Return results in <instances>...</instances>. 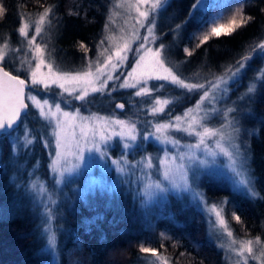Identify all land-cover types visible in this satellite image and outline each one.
Wrapping results in <instances>:
<instances>
[{"label":"snow or ice","instance_id":"obj_1","mask_svg":"<svg viewBox=\"0 0 264 264\" xmlns=\"http://www.w3.org/2000/svg\"><path fill=\"white\" fill-rule=\"evenodd\" d=\"M115 6L123 8L127 13L126 24L128 20H134L130 31L119 37L111 34L106 36L104 39L108 40L110 47L100 50L104 44L102 39L97 46V59H89L86 69L82 71L59 70L51 59L47 45L37 42L45 25L51 24L53 5L44 7L40 12L35 21V34L30 38V26L23 23L21 17V25L17 31L22 39H26L27 51L31 55L25 78L5 70L3 64L7 60L8 52L16 50L10 48L7 40L0 44V143L10 142L9 163L16 166L14 157L18 146L28 148L33 143L25 127L30 110H38L33 114L52 126L50 135L54 139H49L48 136L43 138L44 148H53L54 143V154H51L47 165L52 174L51 187L37 181L15 185L31 196L40 221L37 227L42 238V252L50 254L53 260L57 257L58 233L53 228V220L57 215L54 206L59 205L54 197L59 190L63 197L59 204L71 205L72 197L63 193L61 185H70L73 182L72 177L76 175L87 177L82 186L72 189L76 200L90 205L93 199L104 198L107 206L111 208L122 192L125 195L131 194L134 207H137L146 221L151 219L157 204L167 206L171 204V198L177 203L190 198V202L195 203L197 208L208 215L209 221L215 216V225L222 229L231 241L226 250L239 258L236 264L241 261L248 264L249 258L264 264V243L260 236L244 240L234 237L223 214L228 203L227 198L209 206L203 192L195 187L200 178L206 176L210 180L223 183L233 193H239L249 199L258 198L255 188L258 177L252 166L254 153L250 139L255 132H249L241 126L242 116L251 115V110H241L238 106L217 105H226L231 99V92L237 91L243 85L244 76L253 59H264V41L251 47L234 63L222 65L218 74L210 72V79L205 76L204 82H192L180 74V65L186 61L173 64L168 57L170 46L164 43L156 46L159 40L156 34L158 17L170 6V0H117ZM233 6V0H194L187 18L171 30L177 33L174 40L178 39L180 31L192 21H195L198 29H207L196 48L201 47L210 38L219 39L221 36L234 35L252 18L246 17L242 9L237 7L226 24L218 23L225 19V14ZM132 13H135V16ZM5 15L6 9L0 4V19ZM68 15L78 16L79 12L69 9ZM107 20L114 22L112 15H109ZM108 26L106 23L105 29ZM141 29H146V33L141 35ZM120 31L125 33L123 28ZM194 35L195 33L190 34L189 40ZM134 42L138 43L135 49ZM79 47L85 53L88 52L83 43ZM133 51L136 59L131 70L123 78L114 75L128 62L129 54ZM194 51L195 49L190 50L188 47L183 48L186 56H191ZM254 72L246 91L238 97L239 100L254 102L259 94V85H264V66ZM121 79L123 82L119 83L118 87L137 89L134 92L136 97H152L160 88H164L165 84L162 83L157 88L155 85L150 87V82L163 81L182 90L185 96L199 94V99L182 114L171 115V105L178 97L161 98L157 95L151 106L146 109L147 114L154 119L161 114L169 118L163 122L145 120V130H141L137 120L131 118L119 119L97 113L83 116L79 109L75 112L64 111L61 103L50 102L44 97L38 98V95L30 90L31 86L37 89V92L42 89L47 93L55 85L61 90L60 95L67 93L77 101L87 102L91 95L106 92L109 81ZM115 107L124 109L125 104L117 103ZM22 130V136L14 135ZM173 131L186 134L193 138L194 142L182 143L181 139L171 134ZM114 138L118 140L114 142ZM21 139L23 145L19 143ZM150 140L160 145H172L176 151H169L165 147L163 155L154 157L144 149V142ZM117 149L120 155L113 158L110 150ZM138 152L144 154L140 155L139 159L129 160V155L135 157ZM157 159L158 165L154 164ZM93 168L99 170V177L93 174ZM154 169L159 179L151 178ZM137 170L140 175H137ZM113 171L115 177L111 178L110 182L105 180V175ZM133 177L136 179L133 180ZM15 179L16 177H13V181ZM99 219L98 214L86 219L85 227L90 230ZM233 219L241 223L240 216L235 212ZM71 238L78 243V235L73 234ZM237 244L239 247H235ZM257 245H260L258 255L254 251ZM139 251L151 253L153 257L162 260L163 264H168L167 259L162 258L155 248L141 245Z\"/></svg>","mask_w":264,"mask_h":264},{"label":"trees","instance_id":"obj_2","mask_svg":"<svg viewBox=\"0 0 264 264\" xmlns=\"http://www.w3.org/2000/svg\"><path fill=\"white\" fill-rule=\"evenodd\" d=\"M193 3L194 0H170V6L158 17L156 29L159 42L170 46L168 57L172 63L186 61L180 65L182 76L203 81L210 72L218 74L222 65L234 63L251 47L264 41V0H233L246 17L252 18L234 35L210 38L196 48L203 36H198L201 29L192 21L174 40L177 33L171 30L187 18ZM0 4L6 9V15L0 19V32L15 37L22 14L43 11L44 7L53 5V20L59 19L62 24L53 58L58 66L74 70L95 53L104 34L110 1L0 0ZM69 9L79 12V15L69 16ZM193 33L195 35L189 40V35ZM81 43L87 46V53L80 49ZM184 47L195 51L191 56H186ZM255 59L250 62L247 71L258 66ZM5 68L8 70L6 65ZM246 76L249 75L246 73ZM160 91L170 98L178 97L171 105V115L196 97L185 96L182 90L171 85ZM105 99L106 94H95L86 105L94 111L110 112L113 109L110 105L105 106ZM116 99H121L125 104L124 112H117V115L125 116L128 112L127 96L122 92ZM249 107L251 115L242 116L241 126L249 132H255L250 139L254 153L252 166L258 177L255 185L258 198H245L230 191L223 183L210 179L205 180L204 195L211 201L227 198L225 215L236 235L252 238L260 236L264 240V85H259V94L254 102L249 103ZM0 145L6 156L8 142ZM19 199L27 201L25 194L9 180L8 173L0 168V264H48V257L41 250L43 243L35 210L29 202L22 205ZM171 200L167 212L152 214L147 221L134 207L131 194L122 192L111 208L104 198L93 199L90 205L77 200L66 210L57 229L58 264H148L147 256L151 253H141V245L155 248L173 264H226L223 252L207 234L203 214L192 204L183 201L177 203L174 198ZM233 212L240 216L241 223L233 219ZM97 214L100 219L90 230L87 229L85 220ZM73 234L78 235V243L71 238Z\"/></svg>","mask_w":264,"mask_h":264},{"label":"rangeland","instance_id":"obj_3","mask_svg":"<svg viewBox=\"0 0 264 264\" xmlns=\"http://www.w3.org/2000/svg\"><path fill=\"white\" fill-rule=\"evenodd\" d=\"M110 1L109 4V11H108V16L112 15V20L114 22H109L107 20L106 23H108V28L104 30V34L103 37L101 38L104 39L106 36L108 35H114L116 37H119L122 34H126L130 31L131 25L134 23V20H128V23L126 24L125 21L128 19V15L127 13L124 11L123 8H117L116 2L117 0H108V2ZM239 7L238 4H234L233 8L229 9L228 12L225 14V19L223 21H219L220 23H227L228 19L231 17V14L233 11H235V8ZM111 10V11H110ZM40 12H33V13H25L22 14L19 18V21L17 23V27H16V37L12 36V35H6V33L4 32H0V44H2L5 40H7L9 42L10 48L11 49H15L16 51H9L8 55H7V60L5 61V65L8 67V70L5 68V65L3 64V67L10 72H13L12 74L14 75H20L21 78H25L27 76V69H28V61L31 60V55L30 53L27 51V41L26 39H22L19 36L18 33V28L21 25V17H23V23H27L29 24V38L31 37V35L35 34V21L38 18ZM119 13V14H116ZM133 16H135V13H132ZM61 21L59 19L57 20H53V16L51 17V24L49 25H45V29L44 31L40 34V36L37 39L38 43L41 44H46L48 51L51 53V59L54 60L53 58V52L56 49V39L58 37L59 32L61 31ZM123 28L125 30V33H121L120 29ZM205 31H207V29H201L198 32V36L202 37L205 34ZM141 35L146 33V29H141L140 30ZM156 34L159 37L157 30H156ZM100 40V41H101ZM117 41H113V43H116ZM120 43H122V41H119ZM161 43L157 42V45ZM100 45V42L99 44ZM138 46V43H133V49H135V47ZM110 47L108 40L104 39V44L101 46L102 48H107ZM98 47L95 51V53L93 54V56H91L89 59H92L93 61H95L98 57ZM85 60L84 63L81 65V67H78L77 69L74 70H69L67 68L61 67L60 65L58 66L55 62V64L58 66L59 70L64 71V72H76V71H82L86 69V65L88 63V60ZM102 59V58H101ZM135 53L134 51L132 53L129 54V60L128 62L123 66V68L117 70L116 73H114V75H120L121 78H123L124 76L127 75V72L131 70L132 66L135 64ZM254 62L256 63V65L253 67L250 71H247L246 73L249 76L244 77L243 79V85L241 87H239V89L237 91H233L231 92L230 96L231 99L227 102L226 105H217L218 107H227V106H238L241 110H250L249 108V101L247 99L245 100H239L238 97L243 94L246 91V86L247 84L250 82L251 78L254 76L255 72L254 70L261 68L262 66H264V59L262 58H257L254 60ZM46 71V69H45ZM192 82H204L203 81H198V80H193L190 79ZM123 82V79H121L120 81H109L108 84V90L104 93H96L99 95H103L106 94L107 99L104 100V104L106 106L110 105L111 108L116 111V113L112 110L110 112H98V111H94L93 108H89L86 103H89V98L92 96H90L88 98L87 102H82V101H77L75 100L73 97L69 96L67 93H64L63 95H60V89L58 87H56L55 85L52 86V88L45 93L42 89L37 92V89L35 88H31L30 86V90L32 91L33 94H37L38 98H48L50 100V102H59L61 103V107L64 111H69V112H75L77 109H79L80 114L83 116H89L92 113H97L99 115L102 116H115L119 119H134L137 120L138 122V127L141 128V130H145V120H149V121H153V122H163L164 120L168 119L169 117H163V115L161 114L160 116L156 117L155 119L148 115L146 112V109L148 107L151 106L152 101L155 99V97L157 95H159L161 98H170L167 95H164L163 93H159L161 92L160 90L164 89V88H160L158 92L154 93V95L152 97H136L134 95V92L137 89H132V88H120L118 87V84ZM165 84V86H168L167 82H163V81H151L150 82V87L155 85L157 86V88L159 87L160 84ZM122 92H124L125 96H127V100H128V112L125 116H119L117 115V112H124V109L119 110L115 107V103L117 101H121V99H116V97L118 95H120ZM202 94V93H201ZM95 95V94H93ZM199 99V94L196 95L195 99H193L192 102L188 103L186 107H184L183 109H181L179 112L174 113L172 115H176V114H182V112L188 108V107H192L193 105H195L196 100ZM123 102V101H122ZM235 102V103H234ZM30 103V102H29ZM110 106H106V107H110ZM34 112H38V110L36 109H32L29 111L28 116H27V120L25 123V127L28 130L29 133V138L33 140V143L31 145L28 146V148H24L22 146H18L16 153H15V161H16V166H13L11 163H9L10 160V149L8 150V153L6 156H4L3 152H2V148L0 145V168H3L9 175V180L11 182H13L14 185L16 184H24L28 181H37V182H43L45 183L46 186L51 187L52 185V174L50 172V170L48 169L47 165L50 162L51 159V154H54V143H53V148H44L43 147V138L45 136H48L49 139H54L51 137V131H52V126L48 125L46 121H43L41 119L38 118V115H34ZM125 114V113H124ZM242 125V124H241ZM150 130V129H148ZM248 130V129H246ZM173 136H175V138L177 139H181L182 143H191L194 142V139L191 137H188L186 134L184 133H176V132H172L171 133ZM14 135H23V130L21 132L18 133H14ZM39 138V139H38ZM118 140V138H114V142ZM10 142H8L9 145ZM20 145H23V139H21V141L19 142ZM167 148L169 151L175 152L176 149L173 148L172 145H160L158 143H154L153 141H148V142H144V149L146 153H151L154 157H158L163 155V150L164 148ZM110 153L112 155L113 158H116L120 155L119 150H110ZM144 153H136L135 157H133L132 155H129V160L135 158V159H139L140 155H143ZM110 163V161H109ZM5 164H7V167H5ZM154 164L158 165L159 161L154 160ZM22 165V168H18L17 166ZM93 174L96 175L97 177H99L100 173L99 170L97 168H93ZM137 175H140L139 171L137 170ZM13 177H16L15 181H13ZM115 177V172H111L105 175L104 179L108 180L110 182L111 178ZM152 179H159V175L155 172V169L153 170V175L151 177ZM87 179V177L84 176H76L74 175L72 177L73 182L68 185V186H64L61 185V188L63 189V193H66L69 197H72V202L71 205L68 204H59V201L62 200V193L57 190L56 192V196L54 198H56L58 200V205L59 206H54V211L57 213L56 217L53 220V228L54 230L57 231V229L60 227V224L62 222V219H64V215L67 209L71 208L75 202L77 201L76 198L73 195V188L76 187H80L83 185L84 181ZM133 180L136 179V177L132 178ZM209 179L206 176H202L200 178V180L197 182V185H195V187H197L198 191H202L204 194V184H205V180ZM126 187V186H125ZM133 187H135V185H133ZM21 191V193L25 194V197L27 199V201L23 200V199H19L20 203L22 205H25L26 202H29V204L33 207V202L31 200V196L30 194H27L23 191L22 188H17ZM205 196V195H204ZM206 198V196H205ZM207 203L209 206H211V204L213 203H219L221 201H223V199L219 200V201H211L209 199H207ZM186 204H192L194 206L195 209H198L204 217L205 220V224H206V230H207V234L210 237V239L212 241H214L217 246L220 248V250L223 252V256H224V260L226 264H236L237 260L239 259L234 253H231L229 251L226 250V246L227 244H229L230 238L227 237L226 233H224L222 231V229H220L217 225H215V216H212V220L209 221L208 219V215L205 212H202L199 208H197L195 203L190 202V198L189 200H185L183 201ZM138 204V202H137ZM168 207H170V205H167ZM166 205L163 204H157L154 207V211L152 214H160L161 212H167V207ZM34 208V207H33ZM36 213V212H35ZM224 217L226 219V221L228 222L226 215H225V208H224ZM168 216H171V213H168ZM36 217L38 220V225L40 223L39 219H38V214L36 213ZM59 226V227H58ZM228 226L229 228L233 231V229L230 226V223L228 222ZM234 237L237 238L238 240H244V239H254L255 237H242L239 235H236L233 231ZM262 243H264V240H261ZM235 247H239V245H235ZM259 248L260 245L255 246L254 251L257 252V255L259 254ZM48 257V264H58V253H57V257L55 260H53L52 256L50 254H46ZM160 256L162 258L167 259L168 264H173L170 259L164 255V254H160ZM147 263L148 264H163L162 260H158L156 257H153L152 255H148L147 256ZM240 264H243V262L241 261ZM248 264H260V261L258 260H253L251 258H249Z\"/></svg>","mask_w":264,"mask_h":264},{"label":"water","instance_id":"obj_4","mask_svg":"<svg viewBox=\"0 0 264 264\" xmlns=\"http://www.w3.org/2000/svg\"><path fill=\"white\" fill-rule=\"evenodd\" d=\"M6 70V69H5ZM7 71V70H6ZM14 75V74H13ZM117 103H122L121 101H117L116 103H115V105L117 104ZM119 110H122V109H119Z\"/></svg>","mask_w":264,"mask_h":264}]
</instances>
